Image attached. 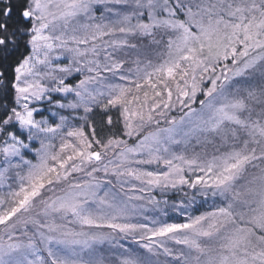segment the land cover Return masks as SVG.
<instances>
[{
    "label": "snow or ice",
    "instance_id": "6c2138e0",
    "mask_svg": "<svg viewBox=\"0 0 264 264\" xmlns=\"http://www.w3.org/2000/svg\"><path fill=\"white\" fill-rule=\"evenodd\" d=\"M0 264H264V0H0Z\"/></svg>",
    "mask_w": 264,
    "mask_h": 264
},
{
    "label": "trees",
    "instance_id": "16d2710c",
    "mask_svg": "<svg viewBox=\"0 0 264 264\" xmlns=\"http://www.w3.org/2000/svg\"><path fill=\"white\" fill-rule=\"evenodd\" d=\"M159 198V197H158ZM181 197H179V196H176L175 197V199L178 201L179 199H180ZM198 199V201L200 200V198L198 197L197 198ZM169 215H170V217H172V218H175V219H181V217H179L176 213H173V212H171V211H169Z\"/></svg>",
    "mask_w": 264,
    "mask_h": 264
},
{
    "label": "rangeland",
    "instance_id": "374dc122",
    "mask_svg": "<svg viewBox=\"0 0 264 264\" xmlns=\"http://www.w3.org/2000/svg\"><path fill=\"white\" fill-rule=\"evenodd\" d=\"M121 243H124L126 246H131V247H133V248L136 247V245H134V244L130 245V242L121 241ZM107 247H108L107 245H104V246H103L104 249H107Z\"/></svg>",
    "mask_w": 264,
    "mask_h": 264
}]
</instances>
